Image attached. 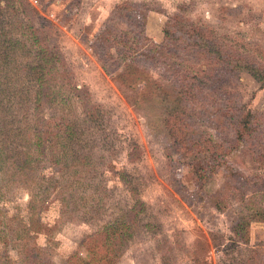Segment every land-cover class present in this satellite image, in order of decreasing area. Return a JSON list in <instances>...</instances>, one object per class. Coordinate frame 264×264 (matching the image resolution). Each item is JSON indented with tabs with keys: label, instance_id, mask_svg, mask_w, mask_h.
Instances as JSON below:
<instances>
[{
	"label": "rangeland",
	"instance_id": "rangeland-1",
	"mask_svg": "<svg viewBox=\"0 0 264 264\" xmlns=\"http://www.w3.org/2000/svg\"><path fill=\"white\" fill-rule=\"evenodd\" d=\"M28 1L37 21H47L43 42L56 46L82 88L77 102L100 116L95 171L70 200L95 198L98 211L82 217L88 207L51 197L35 217L36 190L13 184L2 199L8 216L0 228L9 234L0 239V264H71L75 253L88 256L83 240L124 208L135 214L133 231L114 264H264V221L253 217L264 207V156L254 151L264 142V87L248 72L226 74L225 63L202 51L209 42L264 67V0ZM215 66L226 74L221 87L201 88L181 117L190 147L216 151L200 165L203 155L175 148L165 122L183 105L179 86L204 84L197 76ZM224 90L252 113L251 137L236 141L240 111L222 102L231 97ZM107 186L115 188L105 194ZM243 218L249 224L239 229Z\"/></svg>",
	"mask_w": 264,
	"mask_h": 264
},
{
	"label": "trees",
	"instance_id": "trees-1",
	"mask_svg": "<svg viewBox=\"0 0 264 264\" xmlns=\"http://www.w3.org/2000/svg\"><path fill=\"white\" fill-rule=\"evenodd\" d=\"M35 12L37 10L28 0H0V227L6 223L5 216H8L2 202L4 191L11 189L16 183L26 184L32 192L36 190L31 200L35 217H39L41 211L48 207L46 201L51 197L58 199L66 207L76 203L75 207H88L82 217L91 211H98V201L95 198L86 200L84 196H80L72 202L70 200L76 195V191L71 189L75 185L80 187L83 183L87 188V177L95 171V145L100 136L96 126L100 124V116L95 113V106L84 104L83 101L77 102L82 88L76 84L73 73L56 46L51 47L43 42L39 32H42V28H47V21L41 19L38 22ZM165 33L169 37L170 29L167 28ZM160 51L158 53L162 54ZM202 51L213 54L218 64L225 63L226 74L233 76L242 71L248 72L264 87V67L258 63L224 54L209 42H203ZM148 52L153 53L151 49ZM222 70L216 66L209 72L204 70V73L197 76L199 81L204 78V84L197 85L194 80H189L179 86L183 92V105L170 110L165 125L175 148L186 156L198 153L203 155L201 159H206L205 156L216 153L211 148V151L207 148L197 150L189 146L192 138L189 137L187 122L184 118L181 121V117L184 113L187 115L195 95L202 92L201 88L221 87L216 85L220 76L226 75ZM130 71L133 74L137 72L134 69ZM226 93L230 92L224 90L223 95ZM230 95L222 102L239 107L240 131L236 141L244 140L251 137L248 132L252 129L253 116L251 112L244 114L243 104L232 93ZM79 105H82L81 114ZM72 106L75 108H71ZM110 142L107 140L105 144H111ZM255 147L261 151H254L263 157L264 142L258 140ZM219 155H216L218 160L223 158L224 153ZM203 162H209V159L198 161L200 165ZM47 168L53 169L54 174L46 173ZM207 173H210V169L198 174L203 177ZM114 188L107 186L102 190L108 194ZM240 194L243 195L244 191ZM79 201H82L81 205ZM255 209L254 219L264 221V207ZM132 216L135 214L129 216V208H124L102 230L87 236L83 245L88 256L75 253L71 264H114L121 253V246L129 242L133 231ZM243 222L249 224V220L243 218L239 229ZM34 225L35 222L32 223L35 228ZM34 228H26L25 232L28 234ZM8 229L6 226L0 228V239L5 243ZM30 250L34 248L30 247Z\"/></svg>",
	"mask_w": 264,
	"mask_h": 264
}]
</instances>
